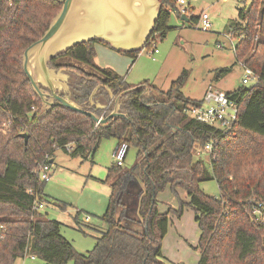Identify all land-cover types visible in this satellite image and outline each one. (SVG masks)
<instances>
[{
  "label": "trees",
  "instance_id": "16d2710c",
  "mask_svg": "<svg viewBox=\"0 0 264 264\" xmlns=\"http://www.w3.org/2000/svg\"><path fill=\"white\" fill-rule=\"evenodd\" d=\"M160 1L147 48L171 28L170 12L180 13L176 0ZM61 5L62 0H0V123L11 119L10 129L0 131V226L4 227L0 264H13L25 254L36 255L45 264H66L71 259L75 264H164L161 240L169 210L158 212L156 194L166 185L176 196L181 189L188 198L187 203L179 199L173 212L180 216L187 204L195 214L200 231L194 247L199 250L197 264H264V221L254 220L251 213L254 202H264V40L256 37L264 31V0H252L248 8L239 9L243 23L238 22L230 35L236 37V61L255 82L225 92L237 105L236 122L228 130L187 113L201 100L183 95L185 69L167 90L148 80L130 84L114 69L95 63V43L112 48L101 40L76 43L48 65L66 68L70 98L82 108L105 115L119 97L120 111L127 116L101 127L88 115L58 105L43 115L41 101L23 72L22 54L44 33ZM138 52L121 53L135 57ZM228 70L219 69L218 76ZM98 84L92 99L106 104V109L89 101ZM21 132L28 133L26 143ZM105 136L115 138L116 145L126 142L128 148L134 147L136 161L129 168L115 163L108 168L105 180L111 190L101 216L106 229L89 251L78 252L61 233L60 221L32 209L35 199L45 204L44 181L33 169L46 155L52 159L56 147L64 149L70 143L72 155H84L94 152ZM208 142L211 150L205 163L196 153ZM131 179L141 186L136 208L141 230L129 229L123 203L122 193ZM210 179L217 184L216 197L199 187ZM29 187L34 194L27 193Z\"/></svg>",
  "mask_w": 264,
  "mask_h": 264
},
{
  "label": "rangeland",
  "instance_id": "374dc122",
  "mask_svg": "<svg viewBox=\"0 0 264 264\" xmlns=\"http://www.w3.org/2000/svg\"><path fill=\"white\" fill-rule=\"evenodd\" d=\"M184 1L181 6L176 2L175 7L186 8L185 15L189 20L181 19L175 10L170 12L168 24L171 28L162 39L154 42L158 49L154 59L147 53L146 44L138 50L135 58L95 43V63L114 69L130 84L148 80L162 89H168L171 82L185 69L187 75L181 90L184 96L192 99H201L209 85L223 92L234 90L241 86L242 77L248 78L245 85H252L255 79L250 71L236 61L233 51L236 37L230 36L237 23H243L238 16L239 9L248 8L252 0ZM204 11L209 15L211 23L207 30L196 25L197 18ZM256 34V37L264 40V31ZM62 60L77 63L69 58ZM80 65L85 70H90L88 66ZM224 67L229 70L218 76L219 69ZM115 147V138L105 136L94 152L84 155H72L61 147H56L53 151L51 176L43 182L41 192L45 204L40 210L61 222V233L78 252L89 251L95 238L106 229L101 216L105 212L111 186L105 176L108 168L115 163ZM135 152L134 147L128 148L124 168L135 163ZM197 152V156L207 163V150L200 148ZM131 182L122 193L123 203L126 205L131 203V196L137 191ZM138 185L140 186L139 182ZM199 187L207 195H219L214 179L201 181ZM177 191L176 196L169 185H166L156 194L158 212L165 213L169 210L168 229L161 240V260L164 264H197L199 250L194 247L200 231L189 205L184 204L180 216L173 212L179 199L184 203L188 202L185 192L181 189ZM126 212L129 216V229L141 230L136 209L127 207ZM85 216L88 217L87 221L84 220ZM13 264L45 263L36 255L31 257L27 254L18 257ZM66 264L75 263L71 259Z\"/></svg>",
  "mask_w": 264,
  "mask_h": 264
},
{
  "label": "water",
  "instance_id": "95a60500",
  "mask_svg": "<svg viewBox=\"0 0 264 264\" xmlns=\"http://www.w3.org/2000/svg\"><path fill=\"white\" fill-rule=\"evenodd\" d=\"M161 7L160 0H62L47 29L22 54V69L41 101V113L44 115L58 105L88 115L96 126L101 127L108 126L118 117H126L127 113L120 111L119 97L114 98L112 108L105 115L82 108L70 98L66 68L50 67L48 61L74 44L90 40L104 41L120 52L138 51L152 34ZM181 19L189 20L185 14H181ZM99 86L93 88L89 101L106 109V104L92 99ZM109 94L112 96L110 90ZM19 135L26 143L28 133ZM131 181L137 191L133 192L131 203L125 205L136 209L141 187L137 181Z\"/></svg>",
  "mask_w": 264,
  "mask_h": 264
},
{
  "label": "built area",
  "instance_id": "2783aa9c",
  "mask_svg": "<svg viewBox=\"0 0 264 264\" xmlns=\"http://www.w3.org/2000/svg\"><path fill=\"white\" fill-rule=\"evenodd\" d=\"M176 2L180 6L185 3L184 0H176ZM179 12L186 13L187 10L184 7H180ZM196 25L204 30H207L211 26L209 15L205 11L202 12L197 18ZM147 53L153 59L155 57V54L158 53V49L156 48L154 42H151V46L147 48ZM241 82L242 84L248 83V78L242 77ZM200 100L201 103L199 105H195L187 109V113L190 116L201 122L215 125L222 130H228L232 128L237 119V105L234 100L230 99L226 95L225 92L214 89L209 85L204 91L203 96ZM30 109L34 110L35 107L31 105ZM10 126L11 119L7 118L0 123V131L5 132L10 129ZM202 148L209 152L211 150V144L208 142ZM64 149L69 151L72 149V145L70 143H67L64 145ZM127 150L128 145L126 142H121L116 145L113 152L116 165L123 166ZM33 172L40 180L47 181L51 176V157L46 155L45 159L37 162L35 164ZM27 193L34 194L35 192L33 188L29 187L27 188ZM43 207L44 203L42 201H37L36 199L33 201L32 209L40 210ZM251 213L254 215V220L264 221V202H254L251 205ZM87 219L88 217L86 216V220ZM3 230L4 227L0 226V237L3 235ZM33 256L34 255H31V257Z\"/></svg>",
  "mask_w": 264,
  "mask_h": 264
},
{
  "label": "crops",
  "instance_id": "0c3cea01",
  "mask_svg": "<svg viewBox=\"0 0 264 264\" xmlns=\"http://www.w3.org/2000/svg\"><path fill=\"white\" fill-rule=\"evenodd\" d=\"M181 14H185V13H181ZM181 14L179 13V14H177L178 16H181ZM98 45H100V46H102V47H104V48H109L108 46H106V45H103V44H101V43H97ZM136 56H137V54H136ZM136 56H135V58H136ZM109 65H111V64H109ZM243 66V65H242ZM111 67H114L113 65H111ZM244 67V66H243ZM151 85L152 86H154V87H156L157 88V86H155V85H153V82L151 83ZM158 89H161V90H167V88H165V89H162V88H158ZM53 157H52V159H51V165H52V163H53ZM84 220L85 221H87L86 220V216L84 217Z\"/></svg>",
  "mask_w": 264,
  "mask_h": 264
}]
</instances>
